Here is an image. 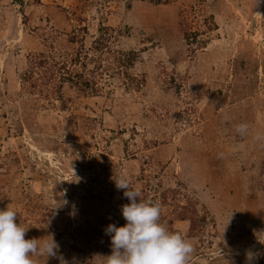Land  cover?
Here are the masks:
<instances>
[{
    "label": "rangeland",
    "instance_id": "374dc122",
    "mask_svg": "<svg viewBox=\"0 0 264 264\" xmlns=\"http://www.w3.org/2000/svg\"><path fill=\"white\" fill-rule=\"evenodd\" d=\"M185 31L200 35L187 41ZM99 35H113L115 54L135 53L126 70L141 89L111 70L100 95L69 93L65 109L23 90L29 55L51 44L74 54ZM257 133L264 0H0V210L18 213L25 239L54 235L68 264H106L104 230L126 224L130 203L116 188L122 174L192 243L190 264H246L249 251L264 264Z\"/></svg>",
    "mask_w": 264,
    "mask_h": 264
},
{
    "label": "clouds",
    "instance_id": "9594fccd",
    "mask_svg": "<svg viewBox=\"0 0 264 264\" xmlns=\"http://www.w3.org/2000/svg\"><path fill=\"white\" fill-rule=\"evenodd\" d=\"M236 132L246 136L249 126L239 124ZM254 139L264 141V134L257 133ZM115 184L118 190H124V197L130 203L121 206L126 224L121 227L109 224L104 230L111 237L112 249L111 255L105 257L106 264H190L194 247L182 234L169 231L160 222V204L142 199L140 188L133 187L123 174L115 178ZM17 220L18 213L10 205L6 210H0V264H37L44 257L68 264L59 254L54 235L25 239L29 229L22 227ZM256 255L247 252L246 264H252Z\"/></svg>",
    "mask_w": 264,
    "mask_h": 264
},
{
    "label": "trees",
    "instance_id": "16d2710c",
    "mask_svg": "<svg viewBox=\"0 0 264 264\" xmlns=\"http://www.w3.org/2000/svg\"><path fill=\"white\" fill-rule=\"evenodd\" d=\"M150 1L158 5L173 0ZM203 24L209 26V20L205 19ZM213 29L216 27H208L210 31ZM198 35L199 31L193 33L185 31L187 41L192 39L196 41ZM112 36L99 35L90 49H85L82 44L80 50L74 54L59 51L51 44V48L46 51L29 55L28 69L21 76L23 90L35 96L37 101H43L45 108H57L56 104L60 103V109H65L67 106L65 103L70 100L66 97L69 93L81 97L100 95L106 84L103 82L104 75L111 70H118L120 75H126L132 84L135 83L132 86L134 89H141L143 84L130 76L126 70L129 65L131 66L126 59L131 60L136 56L135 53H129L127 58L120 52L115 54L111 49ZM68 42L74 45L77 38L72 37ZM198 42V45H203V42Z\"/></svg>",
    "mask_w": 264,
    "mask_h": 264
}]
</instances>
